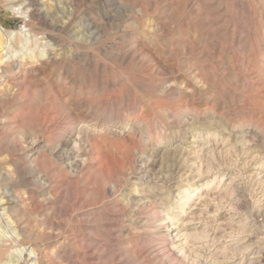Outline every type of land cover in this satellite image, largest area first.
Returning <instances> with one entry per match:
<instances>
[{"label": "rangeland", "instance_id": "rangeland-1", "mask_svg": "<svg viewBox=\"0 0 264 264\" xmlns=\"http://www.w3.org/2000/svg\"><path fill=\"white\" fill-rule=\"evenodd\" d=\"M121 1L123 8L111 9L106 0H57L65 13L62 17L51 5L52 0H0V28L13 34L11 49L0 48V140L11 132L12 116L25 100V86L32 85V89L48 87L50 94L59 91L60 104L70 113L69 117L59 114L53 118L48 106L31 107L32 116L43 120L48 117L44 120L47 125L76 121L75 134L80 123L97 118L100 124L116 129L103 136L124 145L130 136L124 126L134 124L137 116L133 112L147 103L151 105L147 111L149 128L166 142L145 144L141 141L144 127L140 126L139 136L137 133L133 137L136 140L130 146L135 162L126 163L116 178V188L107 186L101 199L90 195L81 199V192L91 188L83 176L95 157L77 165L85 156L79 153L77 157L74 140L66 142V137L52 153L42 148L30 153L46 161L44 169L51 183L21 177L32 166L26 158L27 149H32L29 140L26 149L13 155L0 151V169L14 173L13 178L0 182L1 191L26 194L37 201V206L45 204V209L39 207L40 212L20 208L18 214L30 223L23 233L6 214L13 204H3L0 196V246L4 247L0 264H37L36 253L31 250L36 242L48 251L42 254L47 264H69L58 257L63 248L80 264H142V260L130 261L125 249L132 245L131 240L144 236L137 227L155 225V211L160 213L158 219L167 213L176 216L178 222L171 230L178 228L181 240L185 235L209 232L213 241L203 250L207 257L212 255L223 264H264V211L254 209L264 204V0H200L197 5L195 0ZM69 18L74 24L61 27ZM92 21L98 28L96 36L89 38L80 24ZM23 23L27 32L21 30ZM21 32L30 36L20 39ZM135 40L139 45L133 43ZM191 47L197 50L191 52ZM33 50L38 52L36 61L28 60L17 74L14 63L25 56V51ZM200 50L208 54L198 55ZM197 74L204 75L208 85L198 83L194 78ZM95 87L98 100L113 99L114 120L108 116L110 104H98L100 115L96 116L86 99L78 96L80 89L89 92ZM50 94L45 95L48 101ZM184 101L197 103L200 116L187 111L182 117H173V108ZM156 104L172 108L155 111ZM81 147L85 151L90 148L84 142ZM66 151L69 154H64ZM67 158L75 164L72 171ZM199 163L205 165L201 174ZM60 171L68 175L71 184L62 186L54 196L49 190L60 180ZM221 178L222 188L231 183L225 197L217 195L215 200L211 193L205 198L206 186L212 183L215 191ZM187 187L195 197L181 214L177 210ZM53 200L60 205L58 216L51 220L66 226L34 227L37 219L50 212L47 203ZM136 211L139 223L132 225L129 220L134 219ZM154 230L168 235L164 224ZM82 237L87 243L71 249L74 240ZM201 240L191 238L188 251L193 253V243ZM236 248L245 250L233 254ZM105 250L122 256L98 258ZM224 250L230 259L223 260ZM252 257L256 260L251 263Z\"/></svg>", "mask_w": 264, "mask_h": 264}, {"label": "bare ground", "instance_id": "bare-ground-1", "mask_svg": "<svg viewBox=\"0 0 264 264\" xmlns=\"http://www.w3.org/2000/svg\"><path fill=\"white\" fill-rule=\"evenodd\" d=\"M56 1L52 0L51 5L53 4V6H55V9L63 17L65 15V13L61 9V6L59 5V3H57ZM194 2L197 5V3L200 2V0H195ZM106 3L108 4L109 7H111V9H113V8L114 9H121V8L124 7V5H123L121 0H106ZM141 3L143 4V1H141ZM195 3H193V4H195ZM189 4L190 3H188L187 5H189ZM184 7H186V5H184ZM189 7H191V6H189ZM46 9H47V7H46ZM72 23H73L72 20L69 18V19H66V20L62 21V25H60V26L64 28L65 26H69ZM80 25H82L83 31H85V33L87 32L86 35H88L89 38H94L93 36L95 35L98 27H97V25L94 24L93 21L91 23H86V24L83 23V24H80ZM80 25H79V27H80ZM176 32H177V30H176ZM23 35L30 36L29 33L23 34V32H21V34L19 36L20 39H21V37ZM12 36H13V34L11 35L10 33H7L6 31H4V29L0 28V48H2L1 49L2 51H4V49L6 47L8 48V47L11 46L12 39H13ZM195 36H197V35H195ZM1 37H3V38L5 37V40L3 38H2L3 39L2 40ZM196 40H197V38L195 37V41ZM133 43L138 44V41L135 40ZM46 44L47 43H45V45ZM143 45H146L145 42H144ZM137 47L138 46L135 45L133 48L136 49ZM10 49H11V47H10ZM56 49H55V47L53 48V50H54L53 55H54ZM7 50H9V49H7ZM190 50H191V52H195V50H197V49L195 47H191ZM35 51L36 50L25 51L26 52V53H24L25 56L21 57V59L19 58V59L16 60V62L14 63V68L16 69V73L17 74L19 72H21L20 70L24 67V64L28 60L36 61V59H37L36 58L37 57L36 54L38 52L35 53ZM140 54H142V53H140ZM197 54L198 55H205V54H208V53L205 50H200V51L197 52ZM1 55H2V53L0 54V57H2ZM44 57L45 56H44V53H43L42 58H44ZM125 57L126 56H123V58H125ZM100 65H101V63H100ZM96 66H98V65L96 64ZM12 78H13V76H10V79H12ZM194 78L197 80L198 83H201L203 85H208L207 78L204 75L197 74ZM218 79H220V78H218ZM218 82L220 83V80ZM113 83H111V85H114ZM31 86H29V85L25 86V96H24L25 100L23 102L21 101L22 103L19 104L18 106L16 105L17 106V109H16L17 113L13 114V116H12L13 120L11 122V132L8 133L7 135L5 134L6 136L2 140H0V151L8 153L9 155H13L14 153H17L18 150L26 149V146H27V143H28L27 141L29 140L31 142L30 145H32V149H27L26 153H29V154H27L26 158H28V159L30 158L28 161L30 162L29 165H32V166H31V169H30L29 172L27 171V172H24L23 174H21L22 175L21 177H23L25 180H29L30 181L31 179L36 178V182L44 181V182L51 183L50 182V177L46 173L47 171L45 172V169H44L45 165H46V161L45 160H39L41 155L38 156V157L37 156L33 157L30 153L33 152V151H36L37 148L46 149V150H48V151H50L52 153L53 150L58 149L64 143V140L67 137L66 142L74 140L73 141V150H75L78 153L77 157H80L81 155L85 156V157H83V158L78 160V162H77L78 164L77 165H80V166L81 165H85V162H87L89 159L95 157V162L89 164V166L87 167L88 170L83 176V178L86 179L87 183L91 185V188L90 189L85 188L84 191L81 192V196H82L81 199H84L86 197V195L93 196L95 199H101L103 197V195H104V192H105L107 186H110L111 189H113V190L116 188V185H117L116 178L118 177L120 171L122 169H124V166L126 165V163H129L130 165H133V163L135 162V159L132 158V154H131V151H130V148H131L130 146H132L131 145L132 143H135L136 139L134 140L133 137L141 130L140 126L144 127L143 134H142L143 136H141V141L145 142V144L150 145L149 144L150 141L151 142H155L158 145H165V143H166L165 139L163 137H160L159 135L155 136V134L149 128L148 120H149L150 117H149L147 111L150 109L151 105H148L147 103H144L145 104L144 108H142L141 110L138 109V110H135L133 112V115L137 116V120L135 121V123L134 124H127V125L124 126L125 129L127 130L126 132H128L129 135H130L129 138H128L129 143L128 144H124V145L123 144H119L117 142H112L107 137H104L103 133L109 132V134H112V133L115 132L116 129L113 127V125L109 126L107 123L100 124L97 121V118L94 119V121L89 122L87 124L80 123L78 131L75 134H74V131L76 129V124H77L76 121L68 122L67 124L59 125V126H58V124L57 125H55V124L47 125V124H49V123H47L48 121L46 122L47 124H45L44 120H46L48 117L47 118L44 117L45 119L43 120V119H40V118L32 116V112H30V110H31L30 108L31 107H34L35 109H38L39 106L40 107L41 106L42 107H44V106L47 107L48 106V109H47L48 112H49L48 114L54 115L55 117H53V118H57L56 115L59 116V114H63V115H66V117H69L70 113H69V111L67 110L66 106L63 103L60 104V100L62 98L61 99L59 98L60 97L59 93H58L59 91L57 93H55V92L52 93L51 92V94H50V91H49L50 89L48 87H43L42 89H38V88L35 89L36 88L35 87L34 89H32ZM212 87H214V86H212ZM94 89L95 90H92V91L89 90V92L88 91L87 92H83V89H80V91L78 93V96L81 95V96L84 97V100L86 99V101H87V103H89L90 107L93 108L94 115H96V116L100 115L99 114L100 108L98 107V104H101V103H105L106 105L110 104L111 106L109 108L108 116L112 117V119H113V116L115 115V111H114V107H113V105H114L113 99H111L110 97H107V98L105 97V99L102 98V100H98L97 96H96V93L98 92V88L95 87ZM26 94H28V95H26ZM46 94H50L49 101L46 100V98H45ZM245 95H247V94H245ZM62 101L64 102V100H62ZM77 101H79V100H77ZM89 105H88V107H89ZM196 105H197V103H195L193 101L192 102H188V101L185 102L184 101L183 104H177L176 107L173 108V110H172L173 113H174L173 117H175V115L177 117L178 116L182 117L183 114L185 112H187V111L192 112L195 117H198V115L200 113L197 112V110H199V109H196V107H197ZM170 107L168 108L169 110H170ZM213 107H215V106H213ZM164 108H166L164 104H163V106L160 105V104L159 105L156 104L154 106V110L155 111H161ZM163 111L165 112V110H163ZM184 117H186V116H184ZM53 121H55V120H53ZM139 133H138V136H139ZM75 135H77V136H75ZM81 142H84L85 144L87 143L90 148L88 150H86V151L83 150L82 147H81ZM205 143H206V141H205ZM152 144H154V143H152ZM206 147H207V145H206ZM191 150L189 152V155L192 154ZM61 152H62V150H61ZM79 153L81 155H79ZM38 154H41V153H38ZM64 154L67 155V154H69V152L66 151V152H64ZM30 156H32V157H30ZM44 157H47V155H44ZM5 158H6V156H5ZM212 158H213V156H212ZM66 160L70 161V158H67ZM26 162L27 161L25 160L24 163H26ZM24 163H22V165H24ZM211 164H207V165H211ZM73 165H75V164L72 161H70L67 164L68 169H70L72 171L74 169ZM197 165H199L197 167V170L201 174L204 171V166L205 165L203 163H199ZM94 166H96V168L94 170H91L92 167H94ZM20 168H22V167H20ZM59 173H60L59 174L60 180L55 181L56 184L51 187V190H49V194H52L54 196H56L55 194L57 192H59V190H60V188L62 186L64 187L65 184L66 185L71 184V183H69L70 179H69L68 175H65L61 171ZM13 174H12V172L11 173H5L4 171H2V169H0V182L3 181V180H7V179L13 178L14 177ZM221 183H223V178H221L220 184H219L218 188L215 191H212V189H211L212 183L207 185L206 186V193H204L205 195H203V196L205 198L206 197L209 198V195L212 193V197L214 199H215V197L217 195L225 197L226 192H228L227 191L228 187L231 186V183L229 182L227 187H225V188L221 187ZM68 189H69V187H68ZM61 190H63V189H61ZM196 195L197 196H202V194L200 195V193H196ZM0 196H1L3 204L9 203V202H11L13 204L12 207L9 210L6 211V214H8V218L11 220L10 222L16 223V225L21 227L23 233H25L26 228L28 227V225L30 223H29V221L25 220L21 215L18 214L20 212V210H21L20 208H23L24 210H27V211L30 208L31 209L33 208L37 212H40V209H43V207L45 209V204H41L40 206H37L36 205L37 201L33 197L26 196V194H25V196H21V195H18V194H14L13 191L12 192L1 191V189H0ZM194 197H195V193L192 194V192H189V188L187 187L186 188V194L184 195L183 200L181 202L182 206L177 210V212H179L181 214L185 213L186 209H187V206L190 204V202L193 200ZM201 199H203V197ZM59 202L60 201L53 200L52 202L47 203V205L49 206L48 209L50 210V212L46 215V217L37 219L35 221L34 227H37V226L39 227V226H44V225H49L50 224V225H52V226H54L56 228H64L66 226V225H64V223L54 222V221L51 220L52 216L55 217V216H58V214H59L58 213V207H57ZM200 202L202 203V201H200ZM49 204H51V205H49ZM263 206H264V204L262 206H256L255 205L254 209L257 210L258 212H262V211H264V207ZM39 207H40V209H39ZM138 214H139V212H137V211L132 214V217L134 219L129 220V221H131L132 225H136V224L139 223V221L136 220V217H137L136 215H138ZM159 214L160 213H158L157 211H155L152 214L153 219L156 220L155 225H150L149 224V225H144V226L137 227L138 230H140V231L142 230L141 232L144 234V236L140 235V238H135L133 240L130 239L131 240L130 242H131L132 245L129 247V249H125V253L126 252L129 253L128 257H129L130 261L142 260V264H223L224 263V262H221L220 259H215V258L212 259L211 258L212 255L209 256L211 258L210 259L203 252L204 248L210 242L213 241L212 239H210V236L208 234L209 232L207 233V232L200 231V232H202L201 234L185 235L184 239L181 240L179 238V231L177 232L178 228H176L177 229L176 231L171 230V227L178 222V219L176 218V216H174L173 214L167 213L166 216H164V217L161 216V218L158 219ZM168 221H171V223L168 224ZM188 221H190V220H188ZM192 221H193V219H192ZM163 224L166 227V230H167L166 233L168 235H161L160 233H157L154 230L155 228H160ZM182 225H183V223H182ZM73 231L74 232H78V231H80V229H75ZM28 233H29V231H28ZM191 238H194V239H197V240H201L202 239L201 240L202 242L198 241L197 244L192 242L193 246H195V247L192 246V248H191V250L193 249V253H191V251H188L190 249V246H188V244H189V242H190L189 240ZM89 241H91V239ZM95 241H97V240H95ZM101 241H99V242H101ZM152 242H154L156 244L153 245V246H151V245L149 246L148 243H152ZM86 243H87V239L82 237L81 240H74V242L70 245V247H71V249H73L74 247L78 248V246L79 247L80 246H84ZM36 244H37V242H36ZM36 244L34 246H32L31 250L35 251V253H36V256H37V259H38L37 260V264H47L48 262L46 263V261L42 258V254H43V252H48V251H46V249H43L41 246L36 245ZM121 244L122 245L125 244V241H123ZM105 246H106V244H105ZM138 246H140V247H138ZM208 249H209V247H208ZM244 250H245V248H243V250H240L239 248H236L235 251H233L232 253L233 254L234 253L235 254L236 253H238V254L241 253L242 254L244 252ZM3 253H4V247L2 245V246H0V260L4 256ZM221 253H222L223 260H227V259L231 258V257L228 258V254L225 252V250L223 252H221ZM121 256H122V253L118 254V253H115V252H112V251L105 250L102 255L98 256V258H113V259H115V258H118V257H121ZM58 257H60L61 259H64V261L66 263H69V264H80V261L79 262L77 260L73 261L72 255L70 254L69 251H67L66 248H63L58 253ZM233 257H235V256H233ZM82 258L85 259L84 257H82ZM255 260H256V258L252 257L251 258V263L254 262ZM52 263H54V262H52Z\"/></svg>", "mask_w": 264, "mask_h": 264}, {"label": "built area", "instance_id": "built-area-1", "mask_svg": "<svg viewBox=\"0 0 264 264\" xmlns=\"http://www.w3.org/2000/svg\"><path fill=\"white\" fill-rule=\"evenodd\" d=\"M21 30L24 31V32H27V31H28V28H27V26H26V23H23V24L21 25Z\"/></svg>", "mask_w": 264, "mask_h": 264}]
</instances>
